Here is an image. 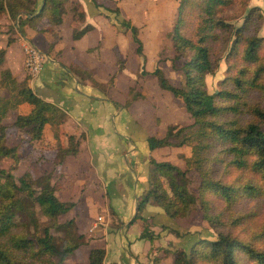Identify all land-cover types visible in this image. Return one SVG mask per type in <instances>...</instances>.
<instances>
[{
  "label": "trees",
  "instance_id": "trees-1",
  "mask_svg": "<svg viewBox=\"0 0 264 264\" xmlns=\"http://www.w3.org/2000/svg\"><path fill=\"white\" fill-rule=\"evenodd\" d=\"M72 2L0 0V20L6 15L12 22L7 31V46L16 41L13 34L26 38L28 31L33 30L48 37L46 53L55 60L59 58L60 26ZM249 2L179 0L166 38L172 44L174 59L183 62V85L172 84L159 67L152 72L160 89L182 101L192 123L169 125L163 138L149 136L148 148L154 151L187 146L191 155L184 159V169L149 158L150 187L139 200L134 220L143 221L140 238L151 243L155 239L151 224L141 217L147 204L159 207L173 220L188 216L199 206L204 220L218 232L214 240L200 238L188 251H174L173 264H264V251L256 248L252 240L223 230L226 225L241 227L247 215L240 216L239 209L245 201H264V37L260 35L263 14L259 7H250ZM84 18V13L74 6L72 22L81 24ZM116 20L130 32L136 54L144 62L139 29L119 13ZM90 29L86 26L76 30L73 38H81ZM6 54V49H0V123L10 111L29 105L27 113L17 114L13 126L22 130L30 142H41L35 149V161L43 162L47 154L52 155L55 169L68 156L78 154L81 137L66 134L64 125L68 117L63 109L40 98L27 79L18 81L5 67ZM223 62V78L218 81L217 90L209 92L206 78L214 76ZM68 68L82 80L100 85L92 71L78 64ZM142 98L135 88L130 89L124 107ZM6 129L0 127V159L17 162V149L6 146ZM13 167L0 170V264H64L83 244L74 219L60 222L74 204L57 197L52 172L37 179L24 175L17 181ZM191 170L199 175L197 188L190 186ZM219 170L223 174L233 170L239 175L225 180L218 175ZM38 211L45 218L43 226ZM258 233L264 239V222ZM162 250L167 255L170 252ZM105 254L104 249H91L89 263L102 264ZM165 257H155L153 264H160Z\"/></svg>",
  "mask_w": 264,
  "mask_h": 264
},
{
  "label": "crops",
  "instance_id": "crops-1",
  "mask_svg": "<svg viewBox=\"0 0 264 264\" xmlns=\"http://www.w3.org/2000/svg\"><path fill=\"white\" fill-rule=\"evenodd\" d=\"M72 1L60 26L61 40L57 48L61 50V55L44 67L39 75L30 76L25 71L22 47L30 42L46 52L48 37L29 30L26 38L18 37L15 43L7 46L6 31L11 21L6 15L3 16L0 33V49H7L6 67L19 81L27 76L34 93L66 112L68 119L64 129L68 135L82 137L76 156H68L55 169L50 161L52 168L49 172L53 173V182L58 181L61 188L56 195L63 202L74 204L66 217L75 220L77 231L83 236L80 249L69 255L64 264H90L89 251L97 248L105 250L103 264H153L155 257L165 252L160 248L170 251L160 264H173L174 251H188L195 241L211 236V232L196 227V224H188L186 220H173L159 207L147 204L141 217L152 223L150 230L155 239L151 243L140 238L143 221L134 220L139 200L150 187L149 158L169 161L179 167L183 163L181 159L173 161L162 157L170 151L169 147L150 151L147 143L149 136L163 138L169 125H177V116L166 109V115L170 113V120L167 121L161 108L156 109L151 117L156 114L164 118L152 125L149 116H146L151 105L145 90L141 92L143 98L127 108L124 105L131 88L126 89L123 102L111 95L102 96L98 90L103 92L99 86L106 84L101 81L103 76L117 73L118 58L124 62L119 73L122 77L133 75V63L137 71L141 62L131 34L115 20L108 19V10L118 9L120 16L143 35V30L160 28L171 7L174 4L178 6L179 0ZM74 6L85 15L81 24L72 22ZM86 26L91 29L81 38L74 39V32ZM71 64L92 71L100 85H91L90 80H85L89 84L86 85L69 70ZM174 149L178 154L183 147L171 150Z\"/></svg>",
  "mask_w": 264,
  "mask_h": 264
},
{
  "label": "rangeland",
  "instance_id": "rangeland-1",
  "mask_svg": "<svg viewBox=\"0 0 264 264\" xmlns=\"http://www.w3.org/2000/svg\"><path fill=\"white\" fill-rule=\"evenodd\" d=\"M178 3V2H177ZM250 7H259L261 9V12L263 14V24L260 30V35L264 37V0H250L249 2ZM177 7V6H176ZM175 4L171 7L170 11L168 12V18L163 20L161 22L162 26L160 28L155 29H146L143 30L142 33H140L139 30V36L141 39L144 40L143 47H144V55L147 56L146 60L143 62H139V66L137 71L134 69V63H133V75H125L121 76L119 73L124 67V62H122L121 59H117L116 61V69L118 68V71L115 75H107L103 76L101 78V81L105 82V85H102L99 88H102L101 90L104 92H101L98 90V92L105 97H108V95H111L112 98L120 101H124V93L126 89L128 88H135L140 94L142 91H146L148 93L149 99L147 98L149 104L151 105V108L149 111H147V115L149 116V119L152 122V125L157 123L159 120L161 121L164 116L158 117L156 114L151 117L153 112L156 111V109L161 108V113L166 115V111L169 110L173 112L174 116H177L175 119V123L180 126L189 125L192 123V118L189 115V113L186 111L182 101L179 99L173 97L171 93L168 91H164L160 89V87L157 84V80L154 76H152V72L156 68H161L165 74V76L170 80L172 84L175 86H182L183 85V75H182V61H176L175 53L173 51V47L171 42L166 38V34L170 32L172 29L173 21H174V15L176 9ZM109 12V20H115L117 23H119L116 18H118V13L120 16V11L118 9H110ZM9 18V17H8ZM113 18V19H112ZM11 21V20H10ZM4 19L3 17L0 20V24H3ZM12 23V22H11ZM120 25V24H119ZM3 26V25H2ZM10 26V25H9ZM9 26L7 28L9 29ZM8 31V30H7ZM6 31V33H7ZM130 35V32H129ZM15 38L18 39V37H22L19 33L13 34ZM131 37V36H130ZM16 39V40H17ZM16 42V41H15ZM14 42V43H15ZM31 45H33L30 42H27ZM25 43V44H27ZM146 44V45H145ZM35 46V45H33ZM36 47V46H35ZM23 53H24V69H26V55L24 52V46ZM37 48V47H36ZM38 49V48H37ZM40 50V49H39ZM7 51V49H6ZM41 51V50H40ZM42 52V51H41ZM45 55H47L50 59L54 61V58L50 57L46 52H42ZM7 66V63L5 61V67ZM47 66V65H46ZM45 66V67H46ZM132 66V64H131ZM10 69L9 67H6ZM226 70V63L223 62L219 68V70L216 72L214 76H207L206 83L208 87L209 92H214L217 90V83L219 80L223 78L224 71ZM11 71V69H10ZM12 72V71H11ZM28 72V71H27ZM14 75V74H13ZM28 75L34 76L28 72ZM26 76L24 79H27ZM17 79V78H16ZM24 79L20 80L23 81ZM113 79V80H112ZM18 80V79H17ZM28 80V79H27ZM19 81V80H18ZM85 83V80H83ZM87 83V82H86ZM85 83V84H86ZM91 83V82H90ZM83 84V83H82ZM86 85H89L88 83ZM91 85H93L91 83ZM90 85V86H91ZM111 86V90L108 92L107 89ZM92 87V86H91ZM93 88V87H92ZM165 92V93H163ZM151 102H150V101ZM30 109V106L27 104H24L21 109H18L17 111H10L7 115V117L0 123L1 126H5L6 129V146L10 148H16L17 153L19 156V160L17 162L6 160V159H0V170L1 169H8L11 165H13V175L15 176L16 180L18 181L19 178H21L24 175H28L31 177V179H37L42 175L49 174V170L52 168V161L50 155H46L47 158L43 162H36L37 155L35 154V149L37 146H39L41 142L39 143H32L29 140V137L22 131L17 129L13 126V123L16 119L17 114L19 113H27ZM168 115H170L169 112H167ZM166 115V120H170V116ZM145 116V118H146ZM167 131V130H166ZM264 132V127H263ZM67 134V133H66ZM166 134V133H165ZM76 136V135H74ZM78 137V136H76ZM81 137V136H80ZM64 143H67L66 136L63 137ZM82 140V137H81ZM81 145V143H80ZM168 148V147H165ZM170 151H167V153L163 154L162 157L166 159H170L173 161H177L178 159H181L183 161L182 165L180 166L181 169L185 168V162L184 159L190 157L191 155V149L187 146H183V149L180 153H176L177 151L171 150L172 148H182V147H169ZM185 148V149H184ZM80 149V147H79ZM169 152V153H168ZM190 152V153H189ZM189 155V156H186ZM48 160V162H47ZM51 161V162H50ZM161 161V160H160ZM162 162V161H161ZM169 162V161H167ZM171 163V162H170ZM173 164V163H172ZM175 165V164H174ZM177 166V165H176ZM179 167V166H178ZM218 175H223L225 180H233L234 178L238 177V173L236 171H228L225 174H223L222 170H219ZM190 180H191V187L197 188L200 184V178L196 170H191L188 174ZM247 179V176H243ZM52 182H53V173H52ZM55 183V182H53ZM57 191L59 192L61 190L59 182L56 183ZM240 208V207H239ZM239 212L241 213L240 216H243V224L239 229H235L232 226H227L226 228H223L225 232L231 231L233 234H237L241 238L244 239H250L252 240V243L256 246V248L261 249L264 251V239L258 237L259 229L261 228L263 222H264V201L261 198L255 199L254 202H244L239 209ZM106 216V213H104ZM67 215H64L60 218V222L63 223L69 219L66 217ZM38 217L40 220V224L43 226L45 224V218L41 215V213L38 211ZM177 220H186L188 221V224H196V227L200 229H206L211 232V236L204 237L202 239L206 240H214L217 238V230L213 229L206 220H204L202 212L197 206L188 216L182 217ZM246 223V224H245ZM149 224L152 225V223L149 221ZM246 231H245V230ZM58 235H55L54 241L56 242L58 239ZM246 239V240H247ZM162 251V249L160 250ZM174 253V252H173ZM173 258H174V254ZM166 255L164 253H159V255ZM103 264V263H102Z\"/></svg>",
  "mask_w": 264,
  "mask_h": 264
},
{
  "label": "built area",
  "instance_id": "built-area-1",
  "mask_svg": "<svg viewBox=\"0 0 264 264\" xmlns=\"http://www.w3.org/2000/svg\"><path fill=\"white\" fill-rule=\"evenodd\" d=\"M24 52L26 55V69L34 76L39 75L46 65L53 63L52 59L29 43L24 45Z\"/></svg>",
  "mask_w": 264,
  "mask_h": 264
}]
</instances>
